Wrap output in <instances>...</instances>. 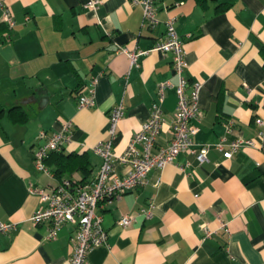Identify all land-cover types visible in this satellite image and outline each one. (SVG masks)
<instances>
[{"label":"crops","instance_id":"1","mask_svg":"<svg viewBox=\"0 0 264 264\" xmlns=\"http://www.w3.org/2000/svg\"><path fill=\"white\" fill-rule=\"evenodd\" d=\"M85 1L5 0L12 28L0 8V222L14 225L0 232V264H66L71 253L75 224L65 223L55 239H46L48 224L30 219L39 198L29 185L60 181L53 157L46 164L50 173L35 167L41 131H58L70 121L63 152L88 158L90 179L101 163L93 148L108 138L109 110L124 105L113 139L121 153L149 117L157 84L170 80L158 137L168 142L178 81L172 54L148 51L132 64L118 51L151 49L168 19L183 41L187 85L201 84L193 142L215 143L228 120L231 137L257 140L255 119L264 120V0H159L152 27L131 0H101L96 11ZM93 79L94 105L79 107L78 95ZM208 157L198 163L180 152L150 170L144 184L99 203L108 237L89 251L87 264H264V151L245 147L224 159L212 149ZM115 169L125 167L115 163ZM70 170L64 178H83L81 170ZM124 214L135 219L122 227L116 221Z\"/></svg>","mask_w":264,"mask_h":264},{"label":"built area","instance_id":"2","mask_svg":"<svg viewBox=\"0 0 264 264\" xmlns=\"http://www.w3.org/2000/svg\"><path fill=\"white\" fill-rule=\"evenodd\" d=\"M142 9V20L152 27L158 23L157 3L159 0H131ZM101 0H86L85 6L96 11ZM3 20L8 27L15 25V19L5 2L0 0ZM99 21V20H98ZM183 41L177 34L173 19L166 21L164 34L156 40L149 50H129L119 47L118 51L126 53L137 64L140 55L148 51H160L172 54V69L178 81L175 85L176 105L171 124V137L168 142L161 144L158 137L162 129V102L165 91L172 87L170 80L157 84V99L151 106L150 115L140 129L133 134L129 143L121 153H116L113 139L117 133L118 122L124 114V105L119 103L108 113V138L94 146V152L100 157L101 163L94 176L86 181L73 183L70 179H62L56 185H29V191L37 194L39 206L30 219L35 223L48 224L46 239H55L65 223L75 224L70 236L71 253L66 264H87V254L90 250L107 241L108 231L103 226L102 215L96 211L99 203L120 199L127 191L146 182V176L152 169H160L165 164L175 160L180 152L194 155L198 163L209 161L210 150L219 151L224 159L231 158L245 147H256L264 151V120L255 119L260 127L257 140L245 137H231L233 122L225 123V133L215 143L196 145L192 136L197 132L195 121L201 115L199 106L200 82L194 81L187 85L183 71L187 65L182 46ZM95 82L91 81L86 92L78 95L79 107H90L95 102ZM71 122L64 123L58 131H41L38 135L43 141L33 149L35 167L45 173H50L45 159L51 151H62L64 144L70 139ZM115 163L125 167L123 172H117ZM189 164V162H187ZM182 168V167H181ZM147 216L149 209H141ZM135 214L121 215L116 223L125 227L132 223ZM12 223L0 222V232L12 229ZM205 230V236L211 231Z\"/></svg>","mask_w":264,"mask_h":264},{"label":"trees","instance_id":"3","mask_svg":"<svg viewBox=\"0 0 264 264\" xmlns=\"http://www.w3.org/2000/svg\"><path fill=\"white\" fill-rule=\"evenodd\" d=\"M202 1V0H200ZM11 111H15L14 108L10 109ZM24 112L22 110H19L16 112V115L18 116L19 119H22L25 117L23 114ZM52 158V163H54L55 167L53 170V173L55 176H57L60 181L62 179H69V178H64L62 174L71 171L70 169L74 167L75 170L79 169L83 173V178L80 181H73L70 179L73 183H79L86 181V176L89 174V168L87 167V164L89 162V159L84 157V156H79L74 153H64L62 151H51L48 156L45 159V163L48 164L49 158ZM85 160V161H83ZM87 163V164H86ZM65 175V174H64Z\"/></svg>","mask_w":264,"mask_h":264},{"label":"water","instance_id":"4","mask_svg":"<svg viewBox=\"0 0 264 264\" xmlns=\"http://www.w3.org/2000/svg\"><path fill=\"white\" fill-rule=\"evenodd\" d=\"M39 91H43L45 92L46 90L43 89V90H39ZM48 99L47 95H44L42 98H41V104H43L44 101H46Z\"/></svg>","mask_w":264,"mask_h":264}]
</instances>
